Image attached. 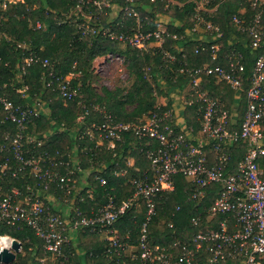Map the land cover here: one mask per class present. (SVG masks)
Here are the masks:
<instances>
[{
  "label": "built area",
  "instance_id": "1",
  "mask_svg": "<svg viewBox=\"0 0 264 264\" xmlns=\"http://www.w3.org/2000/svg\"><path fill=\"white\" fill-rule=\"evenodd\" d=\"M15 1L0 0V27L6 3ZM124 1V13L134 18L132 32L111 30L107 35L142 50L152 45V37L161 45L166 29L158 24L156 30L143 31V19L134 0ZM204 2L197 0L196 3L192 31L200 42L195 45L194 52L208 51L211 58H215L221 49L222 31L200 14V10L205 9ZM251 3L256 6L264 0H251ZM232 21L238 31H247L252 36L249 42L253 59L251 72L246 75L243 55L235 46L225 52L224 64L203 62L196 66L189 65L186 59L181 60L170 76L172 85L161 71L148 72L147 67L146 78L153 87L155 109L135 120H117L100 103H89V106L81 103L82 94L78 85L72 84V74L60 77L53 69L49 70L47 85L56 83L59 94L66 101L79 97L74 108L79 110L81 104L83 111L79 110L77 120H83L91 111L102 115V121L91 123L83 134L114 154L118 144L123 143L124 134L134 135L139 140L142 155L149 162L146 168L133 166V175L127 174V168L116 172L111 188L121 194L124 185L129 183L133 187L131 193L120 202H116V193H107L106 200L92 207L88 215L75 206V196L79 195V201H83V196L79 194L81 187L76 184L74 170L60 172L55 167L53 159L57 153L25 154L26 144L41 142L26 129L33 118L44 111V102L38 98L27 103L16 102L6 82L1 81L0 73V110L4 120L14 125L13 133L7 130L4 138L9 139L8 149L16 163L12 166L6 158L2 169H9L13 175L21 172L33 179V184H27L28 191L24 195L16 187L0 194V223L16 227L25 224L41 239L45 254L34 264H56L52 261L65 260L64 247L69 233L84 227L103 234L107 241L103 253L111 264H127L122 255L138 259L140 264H264V168L261 165L264 158V30L258 14L248 26H244L237 15L232 16ZM36 25L42 26L40 22ZM85 30L89 31V27L85 26ZM35 58L38 57L28 56L25 63L29 65ZM95 59L105 63L122 62L124 56L108 52ZM163 59L169 63L176 57L165 52ZM41 61L49 64L47 58ZM219 82L235 92L229 106L221 98L222 89L218 95L210 93L209 86ZM24 89L13 90L25 96ZM242 94L245 108L239 120ZM238 141L244 143V150L233 164L232 146ZM131 158L127 159V166L133 165ZM75 166L79 168L78 164ZM175 174L191 182L193 188L189 197L195 201L203 197L205 186L219 184L221 188L213 204L206 208L204 220L209 222L217 213L224 216L216 220V227L199 228L185 240L173 233L169 242L155 243L148 232L149 222L156 215L164 193L174 189ZM95 177L101 185L106 184L104 177L97 174ZM125 177V182L121 183L119 180ZM51 186L63 193L62 209L53 204L58 198L50 192ZM71 193L74 199L68 200ZM86 193L92 196L90 188H86ZM132 206L136 209L144 206V219L138 224L135 244L122 240L117 226L119 217ZM179 209L176 205L171 214ZM201 222V213L191 217L192 225ZM168 226L173 228V223L169 222ZM125 236H130L129 230Z\"/></svg>",
  "mask_w": 264,
  "mask_h": 264
},
{
  "label": "trees",
  "instance_id": "2",
  "mask_svg": "<svg viewBox=\"0 0 264 264\" xmlns=\"http://www.w3.org/2000/svg\"><path fill=\"white\" fill-rule=\"evenodd\" d=\"M204 1L205 9L200 10V14L222 31L221 49L215 58H211L208 51L194 52L195 45L200 42L192 31L197 0H134L135 8L143 19V31L156 30L160 23L165 25L163 43H152L148 50L132 47L107 35L111 30L115 33L132 32L130 28L134 18L124 13V0H16L6 3L0 27L1 81L6 82L16 102L27 103L38 98L45 105L44 111L34 117L26 129L28 133L37 136L36 141L40 139L41 142L26 144L25 154L57 153L58 156L53 159L55 167L60 172L73 169L77 183H80L81 171H88L85 184L83 182L80 186L79 194H82L83 201L78 200L79 195L74 199L73 193L67 196L68 200L74 199L75 206L82 213L90 214L92 207L106 200L107 193H116V188H111V184L116 181V172L127 168V174L133 175V166L146 168L149 162L142 155L139 140L134 135L124 134V141L118 144L114 154L109 149L97 146L95 140L83 134L91 123H100L102 115L91 111L83 120H77L79 110L83 111L80 104L79 110L74 113L79 97L74 101H66L59 94L56 83L47 85L49 70L53 69L60 77L72 74L71 82L78 85L82 94L81 103L87 106L89 103H100L117 120H135L155 109L156 98L152 84L146 78L147 67L148 72L161 71L164 79L172 85L170 76L181 60L186 59L189 65L196 66L203 62L224 64L225 52L235 46L243 55L245 73L249 74L253 64L249 47L252 36L247 31H238L232 16L237 15L244 26H248L258 14L264 30V3L253 6L251 0ZM37 22L41 23L40 28ZM85 26L89 27V31H84ZM233 36L241 40H234ZM152 42H155L154 37ZM122 44L124 49L121 48ZM108 52L123 53L128 69L135 77L132 88L123 96H120L121 89L118 88L103 87L98 93L91 83L95 78L91 69L93 59ZM165 52L175 55L176 60L167 63L163 59ZM28 56H37L39 59L35 58L27 65L25 59ZM42 58H47L49 64L44 65ZM24 87L25 96L14 93V88L17 90ZM220 89L223 90L221 98L229 106L235 92L224 82L209 86L213 95H218ZM243 95L239 102V120L245 108ZM126 104H132L133 107L128 109ZM13 129V123L5 121L0 110V144L3 146L1 148L0 145V194L16 187L24 195L28 191L27 184H33L32 176L27 177L21 172L13 175L9 169H2L6 158L10 165H16L8 149L9 139L4 138L5 132L10 130L13 133ZM232 150L231 162L234 164L244 150V143L238 141L233 144ZM129 157L133 159L131 166L126 164ZM60 160L61 163H58ZM261 165L264 168V158ZM96 174L104 177L106 184L101 185ZM125 179L119 181L123 183ZM86 188L92 190L91 197L87 195ZM192 188L191 182L181 174L174 175V189L164 193L156 215L149 222L148 232L153 242H169L173 233L185 240L199 228L216 227V220L222 219L224 214L217 213L209 222L204 220L205 210L213 204L220 185L211 183L205 186V194L199 201L189 197ZM132 189L131 184L126 183L121 194L116 193V202L127 198ZM50 192L60 200L64 198L59 188L51 186ZM176 205L180 209L172 215ZM196 213H201L203 222L192 225L191 217ZM143 219L144 206L139 209L132 206L121 215L117 222L121 239L135 244L138 224ZM169 222L173 223V228L168 226ZM127 230L130 232L128 238L125 236ZM69 234V241L64 247L66 259L62 262L57 260L56 264H111L103 253L107 241L101 233L84 227ZM0 235L16 238L22 242L24 251L18 253L12 262L0 264H34L37 258L45 254L41 239L25 224L16 227L0 223ZM122 258L127 264L141 263L138 259L132 260L124 255Z\"/></svg>",
  "mask_w": 264,
  "mask_h": 264
},
{
  "label": "rangeland",
  "instance_id": "3",
  "mask_svg": "<svg viewBox=\"0 0 264 264\" xmlns=\"http://www.w3.org/2000/svg\"><path fill=\"white\" fill-rule=\"evenodd\" d=\"M121 48L124 49L125 46L122 44ZM124 60L122 62H112V63H105L103 61H99L97 59H93L91 69L93 71V74L95 76L94 80H91L92 85L94 86L95 90L100 93L103 87H106L108 89H121V94L125 95V93L132 88L133 82H134V75L131 73V71L128 69L127 66V60L125 55ZM126 107L128 109L132 108V104H126ZM77 112V110H74V113ZM88 175V171H82L81 179H86ZM83 181V180H82ZM77 183V186L83 185V182ZM60 200V199H59ZM57 200V201H59ZM62 204V205H61ZM54 205L57 208H63L64 203L62 201L54 202ZM72 233V231L70 232ZM10 248V246H9ZM24 252L22 250V242H21V248L16 253H22ZM55 261H52V263H55Z\"/></svg>",
  "mask_w": 264,
  "mask_h": 264
},
{
  "label": "water",
  "instance_id": "4",
  "mask_svg": "<svg viewBox=\"0 0 264 264\" xmlns=\"http://www.w3.org/2000/svg\"><path fill=\"white\" fill-rule=\"evenodd\" d=\"M21 248V242L16 238L11 239L10 248L9 247H0V263H10L15 257L16 253Z\"/></svg>",
  "mask_w": 264,
  "mask_h": 264
},
{
  "label": "bare ground",
  "instance_id": "5",
  "mask_svg": "<svg viewBox=\"0 0 264 264\" xmlns=\"http://www.w3.org/2000/svg\"><path fill=\"white\" fill-rule=\"evenodd\" d=\"M11 239L5 236L0 237V247H9Z\"/></svg>",
  "mask_w": 264,
  "mask_h": 264
},
{
  "label": "crops",
  "instance_id": "6",
  "mask_svg": "<svg viewBox=\"0 0 264 264\" xmlns=\"http://www.w3.org/2000/svg\"><path fill=\"white\" fill-rule=\"evenodd\" d=\"M160 28H165V25H164V23H160ZM153 43H154V44H158L157 42H153ZM81 178H82V176H80V177H79V180H80V182L83 180L82 182H84V184H85V181H84V179H81ZM55 200H56V202H59V201H60V200H59V201H57L58 199H55ZM54 202H55V201H54ZM54 202H53V204H54ZM61 205H62V204H61ZM54 206H55V205H54ZM56 208H57V207H56ZM61 209H62V208H61ZM73 235H74V234H71V236H73ZM102 236H103V234H102ZM69 237H70V234H69ZM127 250H129V251H130V250H131V248H129V247H128V249H127Z\"/></svg>",
  "mask_w": 264,
  "mask_h": 264
}]
</instances>
